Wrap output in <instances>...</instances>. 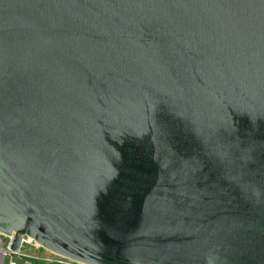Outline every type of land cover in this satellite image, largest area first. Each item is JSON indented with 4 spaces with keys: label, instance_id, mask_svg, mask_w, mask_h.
Returning <instances> with one entry per match:
<instances>
[{
    "label": "water",
    "instance_id": "water-1",
    "mask_svg": "<svg viewBox=\"0 0 264 264\" xmlns=\"http://www.w3.org/2000/svg\"><path fill=\"white\" fill-rule=\"evenodd\" d=\"M5 236L264 264V0H0Z\"/></svg>",
    "mask_w": 264,
    "mask_h": 264
},
{
    "label": "built area",
    "instance_id": "built-area-1",
    "mask_svg": "<svg viewBox=\"0 0 264 264\" xmlns=\"http://www.w3.org/2000/svg\"><path fill=\"white\" fill-rule=\"evenodd\" d=\"M4 239L7 241L5 243H2L0 245V256L2 257H26V258H31L34 260H39L42 261L46 264H82L77 261L71 260L69 258L57 255L55 253L47 251L48 255L47 257H36V256H31L29 254H26L24 252V247L29 246L34 249H40L41 247L31 238L24 236L21 240L20 246L17 250L13 251L10 249V241L11 238L8 236H5ZM9 242V243H8Z\"/></svg>",
    "mask_w": 264,
    "mask_h": 264
},
{
    "label": "crops",
    "instance_id": "crops-1",
    "mask_svg": "<svg viewBox=\"0 0 264 264\" xmlns=\"http://www.w3.org/2000/svg\"><path fill=\"white\" fill-rule=\"evenodd\" d=\"M26 251L28 252L27 249ZM26 251L24 252L28 254ZM0 264H46V263L39 261V260L26 258V257H2L0 256Z\"/></svg>",
    "mask_w": 264,
    "mask_h": 264
},
{
    "label": "snow or ice",
    "instance_id": "snow-or-ice-1",
    "mask_svg": "<svg viewBox=\"0 0 264 264\" xmlns=\"http://www.w3.org/2000/svg\"><path fill=\"white\" fill-rule=\"evenodd\" d=\"M106 226L112 230H118L121 226V216L119 211L113 213L112 218L106 222Z\"/></svg>",
    "mask_w": 264,
    "mask_h": 264
},
{
    "label": "rangeland",
    "instance_id": "rangeland-1",
    "mask_svg": "<svg viewBox=\"0 0 264 264\" xmlns=\"http://www.w3.org/2000/svg\"><path fill=\"white\" fill-rule=\"evenodd\" d=\"M26 249L28 250V252L26 251ZM24 251H26L31 256H36V257H40V258L41 257H47V256L50 257V255H48L47 251L42 247L40 249H34L32 247L25 246Z\"/></svg>",
    "mask_w": 264,
    "mask_h": 264
}]
</instances>
